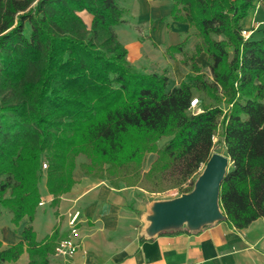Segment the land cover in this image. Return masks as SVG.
<instances>
[{"label": "trees", "instance_id": "16d2710c", "mask_svg": "<svg viewBox=\"0 0 264 264\" xmlns=\"http://www.w3.org/2000/svg\"><path fill=\"white\" fill-rule=\"evenodd\" d=\"M171 3L172 21L199 39L190 53L188 35L167 48L190 67L173 88L167 74L128 61L117 34L127 13L120 0H0V217L7 209L15 227L30 223L17 243L0 241V264L25 252L28 264H50L58 233L38 242L31 226L44 174L52 207L76 184L78 167L116 189L144 188L148 153L156 154L155 183L193 186L220 129L231 163L220 187L222 220L244 230L264 217V28L261 38L242 33L256 0ZM202 53L210 78L196 61ZM196 94L205 98L193 112ZM80 156L87 161L78 165Z\"/></svg>", "mask_w": 264, "mask_h": 264}, {"label": "crops", "instance_id": "0c3cea01", "mask_svg": "<svg viewBox=\"0 0 264 264\" xmlns=\"http://www.w3.org/2000/svg\"><path fill=\"white\" fill-rule=\"evenodd\" d=\"M131 1L130 14L134 17V25L127 27L124 23L117 27L118 37L128 50V61L142 73L164 74L165 66L155 71V65L167 48L180 43L188 35L186 50L191 52L199 39L188 24L172 21L171 0ZM83 18L86 23L91 21L86 14ZM243 25L244 29L252 31L251 36L262 37V0H256ZM125 28L128 33L122 34ZM137 28L144 30V34H140ZM196 61L210 72L205 53ZM171 69L172 72L167 74L169 88L178 86L188 75L182 70L180 61H174ZM74 178L76 184L61 196L57 207L51 206L53 196L48 193L44 182L41 191L43 204L39 205L31 223L38 242L54 231L58 233V242L68 236L69 221L78 216V252L70 258L54 253L49 256L50 264H264V217L244 230L220 220L196 229L182 227L152 233L150 209L145 211L143 205H132L139 200L140 188L121 186L116 189L108 180L84 176L79 169ZM29 224L25 218L19 227L7 228L0 237L3 246L21 240V233ZM28 262L29 256L25 252L16 263L6 264Z\"/></svg>", "mask_w": 264, "mask_h": 264}, {"label": "water", "instance_id": "95a60500", "mask_svg": "<svg viewBox=\"0 0 264 264\" xmlns=\"http://www.w3.org/2000/svg\"><path fill=\"white\" fill-rule=\"evenodd\" d=\"M230 166L227 156L213 153L191 193L158 203L154 207L151 232L156 233L185 223L196 229L202 224L222 220L224 214L220 205V187Z\"/></svg>", "mask_w": 264, "mask_h": 264}, {"label": "rangeland", "instance_id": "374dc122", "mask_svg": "<svg viewBox=\"0 0 264 264\" xmlns=\"http://www.w3.org/2000/svg\"><path fill=\"white\" fill-rule=\"evenodd\" d=\"M169 1V0H168ZM121 5L126 8L127 13L125 15V18L127 20H125V25L128 26H133L134 25V17L131 16L130 14V8H132V1L131 0H120ZM124 25V27H125ZM151 26H153V23H151ZM118 29V28H117ZM138 29V28H137ZM139 33H143L144 34V30L142 32V30H140V28L138 29ZM122 34H127V30L125 28L124 31L121 32ZM163 52V50H161ZM190 53V52H188ZM178 56L175 57V59L170 58L169 55H167L166 53L162 54V57L160 58V61L157 62V65H155V71L160 70L161 67H164V70L162 71L165 74H168L170 72H172L171 68L172 65L174 64V61H183V59H185V57L181 54H177ZM163 57H165V60H163ZM167 63V64H166ZM182 66V70L188 74H190V67L189 64H181ZM204 72L206 73L207 77L210 78V72L209 70L204 69ZM195 98L200 100L201 103V98H205L204 94H196ZM200 107V106H199ZM198 107V108H199ZM198 110V109H197ZM169 138H163L160 141H158L157 146L161 147ZM215 146L213 149L214 153H219L222 155H226V150H225V146L223 144V142L221 141V129L219 130L217 136L215 137L214 140ZM156 159V154L155 153H148L145 157V161L143 164V170L145 172V182H146V186L144 188H140L139 193L138 194V202H134L132 205L136 206L135 204H137V206H141L143 205L145 208V211L150 209L151 214H150V224H152L151 218L154 215V207L158 204V203H163V202H168L171 200H174L176 198L181 197L183 194H187V190L189 188H192V191L194 190L195 184L198 180V178L200 177V175L202 174L204 167H202L200 169V171L193 177L192 181L194 182L193 186H190V181L186 182V183H180L175 185L173 182L169 181V180H161V181H157V183H155V181H153V177L154 175H156V173H150V168H151V164L153 163V161ZM86 158L84 156H80L77 158V164L80 165L83 162H86ZM44 165V164H43ZM48 166L46 168H44V166L42 167L43 171L47 170ZM78 169L80 170V168L78 167ZM77 171V170H76ZM81 171V170H80ZM82 172V171H81ZM45 178H46V174L43 175V179L41 180L40 183V190L42 191V186L45 182ZM138 188V187H137ZM191 191V192H192ZM190 192V193H191ZM142 195L144 197H142ZM142 197V198H141ZM217 221L220 220H216L214 222L211 223H207V224H202L199 227H203L204 225H209L212 223H215ZM182 227H189L190 226L188 224H183L181 226H173V227H168L167 230L170 229H179ZM198 227V228H199ZM14 229L15 226L11 223V213L7 210V209H3L2 210V216L0 217V237L1 234L7 229Z\"/></svg>", "mask_w": 264, "mask_h": 264}, {"label": "built area", "instance_id": "2783aa9c", "mask_svg": "<svg viewBox=\"0 0 264 264\" xmlns=\"http://www.w3.org/2000/svg\"><path fill=\"white\" fill-rule=\"evenodd\" d=\"M243 36L245 38H249L251 36L252 31L244 30ZM199 107V100L197 98L193 99L191 102V111L195 112ZM44 168L47 167V164L43 165ZM43 203L41 202L40 205ZM77 215H75L70 221V232L67 237L60 239L55 247V255L70 258L74 256L79 250V243L76 240L78 236V228H77Z\"/></svg>", "mask_w": 264, "mask_h": 264}]
</instances>
